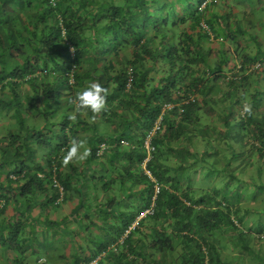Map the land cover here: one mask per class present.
Here are the masks:
<instances>
[{
    "label": "trees",
    "instance_id": "trees-1",
    "mask_svg": "<svg viewBox=\"0 0 264 264\" xmlns=\"http://www.w3.org/2000/svg\"><path fill=\"white\" fill-rule=\"evenodd\" d=\"M93 82L105 109L68 120ZM1 118V264L60 261L56 242L94 208L86 228L102 234L70 264L107 252L149 209L100 264H228L222 242L264 255V0H0ZM73 138L90 155L64 165ZM199 179L222 184L197 194ZM115 185L129 204L112 207ZM73 202L71 219L51 220Z\"/></svg>",
    "mask_w": 264,
    "mask_h": 264
},
{
    "label": "rangeland",
    "instance_id": "rangeland-1",
    "mask_svg": "<svg viewBox=\"0 0 264 264\" xmlns=\"http://www.w3.org/2000/svg\"><path fill=\"white\" fill-rule=\"evenodd\" d=\"M204 7V6H203ZM6 123H10L9 121L0 119V129H4V126H6ZM13 123V122H12ZM246 179V177L244 178ZM222 184L220 180L212 183L211 181H202L201 179L196 181V184L194 186V189L196 190L197 194H200L203 191H206L208 188L219 186ZM260 195L258 196V198ZM129 201H123V204H127ZM253 204L251 202H243L241 204V207L248 208L251 207ZM66 211H68L67 207L64 208ZM98 216V215H97ZM60 220L62 217L58 216ZM97 218V217H96ZM100 220V217L98 218ZM87 222H84L83 226H87ZM252 224V221H251ZM73 226V224L71 225ZM86 228V227H85ZM84 227H80L79 225L73 226L74 233L77 234L74 235V242L70 241L69 239H66L64 242L57 241L55 244V247L53 248L52 254L54 255V258H60V261L54 263V264H70L73 260V256H75L77 253L78 255L82 254V252H89L92 248H94L93 242L96 241V237L101 235L102 233L99 232L97 228H93L91 230H85ZM82 230V231H81ZM41 235V233L39 234ZM103 236H100L99 238H102ZM222 257L227 258L229 261H227L228 264H264V255L262 258L258 257L255 254H252L250 256H247L245 258L241 257L238 252L232 249V245L230 243L222 242ZM1 254V253H0ZM42 254V252L40 253ZM255 255V257H253ZM258 259V260H257ZM50 262V261H49ZM27 264H39L36 263V257L30 258V260H27Z\"/></svg>",
    "mask_w": 264,
    "mask_h": 264
},
{
    "label": "clouds",
    "instance_id": "clouds-1",
    "mask_svg": "<svg viewBox=\"0 0 264 264\" xmlns=\"http://www.w3.org/2000/svg\"><path fill=\"white\" fill-rule=\"evenodd\" d=\"M106 100H107V89L104 86H102L99 82L90 83L87 87L77 92L75 96L69 101L74 106V114H69L68 120L75 121L79 113L87 112L93 115L100 113L105 109ZM85 144L86 141L73 138L70 141V145L66 149L65 155L63 157V164L68 165L74 160L75 161L86 160L90 155V150L87 147H85ZM45 263L46 262H44V264Z\"/></svg>",
    "mask_w": 264,
    "mask_h": 264
},
{
    "label": "crops",
    "instance_id": "crops-1",
    "mask_svg": "<svg viewBox=\"0 0 264 264\" xmlns=\"http://www.w3.org/2000/svg\"><path fill=\"white\" fill-rule=\"evenodd\" d=\"M99 122V121H98ZM107 129H105L102 125L100 126V134H103L105 131H106ZM85 161V160H84ZM83 162V161H82ZM106 163V166H108L109 165V162L107 161V160H99V162H97L98 164L99 163ZM94 166H95V168H96V170H99L100 171V169H98V167H100V166H98L97 164H93ZM91 174V173H90ZM100 174H99V172L97 173V171H96V176L98 177ZM128 190V189H127ZM126 190H124L122 187H120V186H118V185H115V186H112V187H110V194H109V197H110V200H114V203H113V206L112 207H114L117 203H119V202H121L122 204H123V201H127V198H126V192H125ZM91 193H94V194H92V196H91V198L93 199V198H97V199H99V203H104V202H106V200H107V197H108V194H106V193H104V192H102V191H100V189H98V190H96V191H94L93 192V190H91ZM76 201V200H75ZM127 204H129V202L127 203ZM124 205V204H123ZM76 206V204H75V202H73V204L72 203H69V204H67V205H64L60 210H59V212L58 213H56V214H53V215H51V220H53V221H57L58 219H59V217L58 216H60V217H62L60 220H63V219H66V218H69V219H71L72 218V210L74 209V207ZM67 207V209H68V211H66L64 208H66ZM95 209V208H94ZM91 210L90 212H89V214H88V218H85V220H84V222H87L88 224H90V219H96V217H97V215H96V209L95 210ZM127 211H129V210H127ZM82 214H81V217L83 216V214L85 213V210L84 211H82L81 212ZM80 217V218H81ZM90 218V219H89ZM72 221V220H71ZM74 222V221H73ZM84 222H82L81 224L79 223H76V222H74V224H73V226H80L81 228L82 227H87V226H83V224H84ZM87 224V225H88ZM73 226H71V230H70V232L69 233H74V229H73ZM93 228H97V227H93ZM93 228H90V230L91 229H93ZM85 230H89V229H87V228H85ZM71 231H73V232H71ZM82 231V230H81ZM74 235H77V234H74ZM0 264H1V262H0Z\"/></svg>",
    "mask_w": 264,
    "mask_h": 264
},
{
    "label": "built area",
    "instance_id": "built-area-1",
    "mask_svg": "<svg viewBox=\"0 0 264 264\" xmlns=\"http://www.w3.org/2000/svg\"><path fill=\"white\" fill-rule=\"evenodd\" d=\"M173 106H166L165 109H172ZM159 125L160 123H158L156 125V127L154 128V130L148 135L145 143H144V146L145 148L148 150V153L149 155L151 154L152 151H154V148L151 146V140H152V137L154 136V134L156 133V131L159 129ZM124 145H126L125 142H123ZM107 150V146L105 144L101 145L100 148L98 149L97 151V156L98 157H102L105 152ZM149 161V159L146 160V162ZM145 168V166H144ZM57 168L56 166L54 167V173L56 172ZM146 174L152 178V175L150 174V172L146 171ZM40 177H43V175H40ZM54 185L56 188H58L61 192V197H60V201L63 200V195H64V189L60 186V184L58 183V181L55 179L54 180ZM159 192V188L156 186V193ZM156 200V197H154V201ZM152 207H154V204L152 205ZM153 214V210L152 209H149L147 211H145L144 213H142L138 218L137 220L131 225V227L126 231L125 235L120 239L118 240V242L114 245H112L111 247H109L108 251L107 252H102L98 257H96L95 259H93L92 261H90L89 263H86V264H100L104 259L105 257L108 255L109 252H117L118 250V246H121L124 244L125 242V239L129 236V234L131 233V231L135 230L136 227H138L139 225V222L141 220H143L144 218H146L147 216L149 215H152ZM44 260H42L40 262V264H44Z\"/></svg>",
    "mask_w": 264,
    "mask_h": 264
}]
</instances>
